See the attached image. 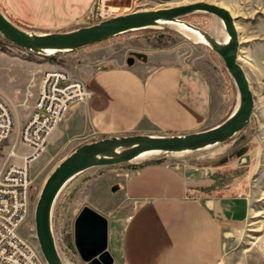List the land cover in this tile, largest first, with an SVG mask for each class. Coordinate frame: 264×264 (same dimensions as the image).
I'll list each match as a JSON object with an SVG mask.
<instances>
[{
  "label": "crops",
  "instance_id": "crops-1",
  "mask_svg": "<svg viewBox=\"0 0 264 264\" xmlns=\"http://www.w3.org/2000/svg\"><path fill=\"white\" fill-rule=\"evenodd\" d=\"M1 1L10 20L35 32L78 27L92 2ZM76 49L80 52L62 68L82 80L91 95L70 108L50 133V141L68 136L78 146L113 134H183L224 119V88L215 86L197 59L161 48L128 64L127 55L94 59L89 56L92 50ZM15 120L18 125L25 121ZM99 174L105 178L96 186L106 187L110 205L89 207L107 220L106 249L116 264H218L229 227L248 217L246 197L232 188H204L212 179L200 166L147 161Z\"/></svg>",
  "mask_w": 264,
  "mask_h": 264
},
{
  "label": "rangeland",
  "instance_id": "rangeland-1",
  "mask_svg": "<svg viewBox=\"0 0 264 264\" xmlns=\"http://www.w3.org/2000/svg\"><path fill=\"white\" fill-rule=\"evenodd\" d=\"M190 1L197 0H105L106 4L113 5L117 14L134 9L155 8ZM205 1L225 6L235 17L240 40L238 60L246 73L254 96V107L249 120L241 130L225 141L194 150L147 152L149 154L139 155L131 160L132 162L123 164L130 166L147 161H164L179 168L200 166L210 173L212 179L210 184L216 179L221 180L222 176L226 177L224 183L221 180L220 186L206 189L232 188L233 193L245 196L248 201V217L242 223L229 227L226 247L218 264H264V0ZM2 8L3 3L0 0V9L3 10ZM177 20L186 21L202 29L220 42L227 40L222 20L211 12L197 10L186 14L185 17L158 21L153 27L124 31L84 48L99 46L97 49H90L92 54L89 56L94 59L103 55L120 58L128 56L133 50L151 55L153 50L161 48H169L190 61L197 59L210 75L215 86L224 88L225 101L221 113L222 117L226 118L239 102L235 81L222 58L212 49L209 40L199 41L186 30L178 27L175 23ZM14 23L26 30L30 29L20 22ZM78 52L80 51L76 48L66 51H34L10 42L0 44V95L7 102L14 117L9 142L21 125L17 124L15 116L20 121L28 118L44 72L48 68L70 65ZM75 147L68 136L53 141H50L49 136L45 149L30 163L29 209L18 232L37 250L41 264H46V261L35 236L36 202L48 174ZM118 165L122 164L100 166L97 170L95 169L97 167H89L72 176L59 189L51 210L52 229L55 237L62 233L64 244L72 249L68 255L61 253L65 252L64 244L58 243L63 264H86L76 251L73 252L74 217L84 205L98 208H106L110 205L106 198L109 194L106 187L104 189L102 186H96L105 175L102 177L96 175ZM68 233L71 236L69 239Z\"/></svg>",
  "mask_w": 264,
  "mask_h": 264
},
{
  "label": "water",
  "instance_id": "water-1",
  "mask_svg": "<svg viewBox=\"0 0 264 264\" xmlns=\"http://www.w3.org/2000/svg\"><path fill=\"white\" fill-rule=\"evenodd\" d=\"M204 10L223 22L227 40L220 42L208 35L212 49L222 58L235 81L239 102L221 122L206 129L183 134H113L86 141L64 156L46 177L34 210L35 236L46 264H63L51 231V210L62 185L72 176L92 166H109L131 161L147 152L194 150L225 141L241 130L249 120L254 96L246 73L237 59L240 40L235 17L225 7L197 0L155 8L134 9L70 30L35 32L12 22L0 9V35L10 43L29 50L66 51L85 47L124 31L153 27L161 20H174L192 11ZM141 51H131L126 62L145 58ZM117 185L112 186L116 189ZM73 243L86 264H116L107 248V220L89 206H83L73 221Z\"/></svg>",
  "mask_w": 264,
  "mask_h": 264
},
{
  "label": "built area",
  "instance_id": "built-area-1",
  "mask_svg": "<svg viewBox=\"0 0 264 264\" xmlns=\"http://www.w3.org/2000/svg\"><path fill=\"white\" fill-rule=\"evenodd\" d=\"M116 14L113 5L106 4L105 0H92L79 23L90 25ZM90 95V88L65 69L48 68L28 118L10 142L14 117L0 95V264H41L37 250L18 232L29 209L30 163L45 149L48 137L60 119L74 104ZM51 231L60 256L58 243L64 244L65 239L62 233L55 237L52 217ZM63 248L65 252L61 253L70 254V246L64 244ZM73 250L75 252L76 248Z\"/></svg>",
  "mask_w": 264,
  "mask_h": 264
},
{
  "label": "bare ground",
  "instance_id": "bare-ground-1",
  "mask_svg": "<svg viewBox=\"0 0 264 264\" xmlns=\"http://www.w3.org/2000/svg\"><path fill=\"white\" fill-rule=\"evenodd\" d=\"M216 4V3H215ZM219 5V4H218ZM223 6V5H221ZM225 7V6H223ZM226 8V7H225ZM227 9V8H226ZM229 10V9H228ZM231 13V12H230ZM233 16V15H232ZM176 25L184 30H186L191 36L197 38L199 41H202V42H206L205 39H207V36L208 34L203 31L202 29L200 28H196L195 26H193L192 24L186 22V21H181V20H177L175 21ZM177 27V28H178ZM235 28H236V31L238 33V29H237V25H236V21H235ZM182 31V30H180ZM239 58V55L237 57V59ZM146 154H149V153H143L141 154L140 156L142 155H146ZM145 157V156H144Z\"/></svg>",
  "mask_w": 264,
  "mask_h": 264
},
{
  "label": "trees",
  "instance_id": "trees-1",
  "mask_svg": "<svg viewBox=\"0 0 264 264\" xmlns=\"http://www.w3.org/2000/svg\"><path fill=\"white\" fill-rule=\"evenodd\" d=\"M2 12H4L3 10H2ZM5 13V12H4ZM182 17H185V15L184 16H182ZM103 41V40H102ZM5 42H9L8 40H6L5 38H0V44H3V43H5ZM121 164H123V163H121ZM224 179V180H223ZM225 179H227L226 177H223L222 176V178H221V180H222V183H224L225 182ZM221 180H217L216 179V181L214 180V183L213 184H210V185H206V186H203L204 188H214V187H218V186H220V182H221ZM226 185H228V184H226ZM69 237L71 238V236H70V234L68 233V239H69Z\"/></svg>",
  "mask_w": 264,
  "mask_h": 264
}]
</instances>
